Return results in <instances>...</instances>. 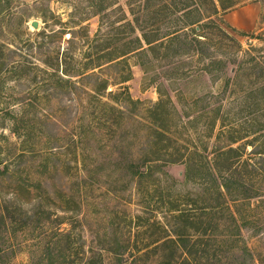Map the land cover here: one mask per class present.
I'll return each mask as SVG.
<instances>
[{
  "label": "rangeland",
  "instance_id": "1",
  "mask_svg": "<svg viewBox=\"0 0 264 264\" xmlns=\"http://www.w3.org/2000/svg\"><path fill=\"white\" fill-rule=\"evenodd\" d=\"M95 1L99 0H11L12 14L0 15V44L18 47L17 54L9 49L6 53L23 66L0 84V208L14 198L28 211L35 208L39 196L46 203V213L35 224L14 229L0 222V264H47L43 258L49 245L55 256L52 264H83L86 256L94 255L102 264H169L153 253L150 245L156 238L151 239V231L146 234V229L138 228L137 217L142 216L144 223L151 217L164 220L163 202L170 203L188 191L204 195L200 174L186 177L181 153L197 149L214 159L216 149L229 145L244 147V159L231 174L254 185L256 192L246 200L242 190L229 197L241 235L229 213V222L213 234L218 258L203 264H264V156L254 152L253 146L262 144L264 131L260 90L264 84V0H223L226 10L220 8L215 18L220 27L208 30L204 58H193L183 49L173 58L154 60L149 70L136 55L126 59L128 67L105 68L101 74L108 79L120 77L123 68L131 73L132 79L123 87L134 104L125 96L118 104L108 96L104 101L132 113L116 126L111 121L107 127L95 125L94 134L87 138L81 133L87 130L92 111L78 116V102L54 87L52 73L43 71L42 61L54 57L56 48L63 52L71 46L76 47V57L84 59L92 52L85 45L87 37L98 38L100 27V37L113 33L111 23L122 24L121 8L132 20L128 6L136 8L139 0H110L112 6L101 15L96 14ZM34 21L40 23L38 30L32 27ZM125 30L128 34L123 36L129 37V29L120 32ZM215 58L225 60L222 72L210 66ZM175 68L189 75L179 77ZM111 91L122 92L119 86L109 87ZM11 112L24 118L28 130L21 133L25 138L13 133ZM75 117L81 120L73 124ZM157 128L173 134V143L160 157L155 156L153 176L140 181L130 173L129 164L145 160ZM165 145L158 148L163 150ZM78 151L88 153L95 170L91 185H82L81 192L75 184L80 177ZM74 190L80 204L76 212L69 211L62 198ZM207 197V205L217 204L216 197ZM59 231L72 233L77 255L60 254L67 245L65 241L63 248L56 244ZM115 239L129 247L123 261L108 252L115 247Z\"/></svg>",
  "mask_w": 264,
  "mask_h": 264
},
{
  "label": "trees",
  "instance_id": "2",
  "mask_svg": "<svg viewBox=\"0 0 264 264\" xmlns=\"http://www.w3.org/2000/svg\"><path fill=\"white\" fill-rule=\"evenodd\" d=\"M109 2L110 0L95 1L94 6L98 8L96 14H104L113 4ZM137 2L136 8L133 4L128 6L129 13L133 16L132 20H129V14L121 8L123 12L122 24L115 27V23H111L110 28H112L113 33L110 32L109 35L100 37L102 28L100 27L97 33L98 38L90 39V37H87L89 41L87 40L85 45L88 44V48L92 52L86 54L84 59H78L80 57H76V47L71 46L63 52L56 48L53 52L55 56L50 57L49 62L42 61L45 66L43 71H51L52 73L51 77L54 79V87L60 91L64 89L65 94L73 95L74 98L72 100L78 102L76 114L79 116L92 111L89 115L88 126H86L87 130L81 133L84 137L88 138L89 134H94L95 125L102 124L107 127L111 121L116 126V124L123 122L127 115L132 113L127 108H118L116 105L104 101L106 96H108L114 98L118 104L119 101L121 102L120 98L125 96V100L128 103L134 104L128 88L123 87L124 84L132 79L131 73L126 74V68H123V73H121L120 77L108 79L101 74L105 68L113 71L121 66L128 67V60L126 59L131 55H136L140 58L144 68L149 70L152 68L150 65L154 60L173 58L180 55L183 49L188 50V55L191 53L193 58H204L205 50L203 45L206 44L205 41L208 39V30L214 26L220 27L215 18L220 15V8L226 10L223 0H144L143 4H140V0ZM11 5V0H0V15L4 13L11 15L13 12ZM113 28L115 29L113 30ZM124 28L130 30L131 37H125L128 34L127 30L120 32ZM242 35L249 36L246 33ZM16 37L18 38L19 36ZM128 38L130 41H126ZM10 46L12 45L0 44V84L5 81V77L7 78L16 69L23 67L21 62L12 60L7 55V49L13 54H17L19 51L18 47L15 50L11 49ZM210 66L217 67V71L222 72L226 62L224 59L215 58L211 59ZM175 69L179 77L183 78L189 75L182 73L180 68ZM111 86H119L122 92L118 95L113 91L108 92ZM260 90L264 94V84ZM60 91H56V94L59 95ZM68 108H71V106ZM72 111L74 112V109ZM10 114L15 118L13 133L20 138H25L27 135L21 133L28 130L24 118L12 112ZM76 120L79 121L81 118L75 117L72 123L75 124ZM83 120H87L85 116ZM215 125L216 122L214 123ZM167 132L157 128L155 135H151L152 141L149 144L151 150L146 153L145 160L129 164L130 173L134 178L141 181L153 176L154 169L157 167H154L155 156L160 157V153L167 151L173 143V134H170L169 131ZM76 138H80V135L76 136ZM260 138L263 139L260 146L254 145L253 141L252 144L254 152L263 157L264 131ZM235 140L233 139L232 142L237 144ZM79 144L82 145L81 138ZM160 144L167 145L163 146V150H160L158 148ZM79 152L76 153L75 158L78 163L77 169H79L80 177L75 184H77L78 190L81 192L82 185H91L90 181L93 180L92 176L95 170L93 169L94 164L89 163L90 156L88 153L85 151L84 153ZM243 153L244 147H235L233 145L216 149L212 153L214 159L208 157L211 154H202L197 149H186L184 153H181L182 161L185 162L186 166V177L189 178L194 173L200 174L205 194L188 191L180 193L176 200L170 201V203L163 202L166 209L164 220H153L151 217L145 219L149 223H146V221L144 223L142 216L137 217L138 228L146 229V234L151 231V239L153 237L156 238L150 245L154 246L152 249L153 253L158 254L162 260L168 261L169 264H203L204 261L212 263L214 259L218 258L217 253H215L216 237L213 234L222 224L229 222L226 220V216L229 213L234 221L237 235H241L240 229L242 226L239 225L238 220L232 213L228 202L229 197L234 194L235 190H242L240 194L246 200V198H252V193L256 192L254 185L251 186L244 180H238L236 175L231 174V171L237 170L238 164H241L242 159H244ZM195 155L199 159H196ZM79 157L82 158L81 169L79 167ZM254 167L257 171V166ZM39 188L44 189L40 183ZM44 192L49 194L48 190ZM205 195H211V199L216 197L217 204L207 205L209 199ZM77 196L74 190L71 195L66 193L62 197L69 211L76 212L80 209ZM48 198L52 199L51 197ZM36 200V206L31 211H28L19 202L18 198H14L13 201H6L5 205L0 208V222L15 229L16 227L25 228L32 223L35 224V222L40 221L41 215L46 213V203L43 196L37 197ZM235 201L237 202V200ZM58 234L60 237L56 244L63 248L61 243L65 241L67 245L65 251L64 249L59 250L60 254L64 256L67 253V257L77 255V253H73L75 243L72 233L59 231ZM115 240V247L108 249V252L114 253L115 256H118L123 261L129 252V247L118 239ZM68 250L72 255L69 254ZM54 258V251L49 245L43 260H47V264H52ZM84 259L83 264L103 263L95 255L86 256Z\"/></svg>",
  "mask_w": 264,
  "mask_h": 264
},
{
  "label": "water",
  "instance_id": "3",
  "mask_svg": "<svg viewBox=\"0 0 264 264\" xmlns=\"http://www.w3.org/2000/svg\"><path fill=\"white\" fill-rule=\"evenodd\" d=\"M32 27H33L34 29L38 30V29L40 28V23H39L38 21H34V22L32 23Z\"/></svg>",
  "mask_w": 264,
  "mask_h": 264
}]
</instances>
